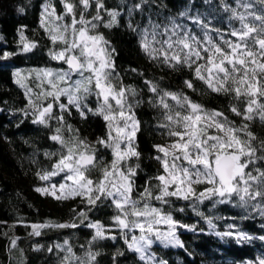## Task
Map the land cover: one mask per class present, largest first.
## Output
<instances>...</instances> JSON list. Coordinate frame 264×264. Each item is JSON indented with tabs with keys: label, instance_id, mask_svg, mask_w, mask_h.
Instances as JSON below:
<instances>
[{
	"label": "snow or ice",
	"instance_id": "snow-or-ice-1",
	"mask_svg": "<svg viewBox=\"0 0 264 264\" xmlns=\"http://www.w3.org/2000/svg\"><path fill=\"white\" fill-rule=\"evenodd\" d=\"M61 2L64 13L57 14L54 7L46 5L40 26L51 43L60 46L49 49L51 59L62 62L66 68L32 70L30 75L38 81L39 92L24 83L26 77L16 73L17 84L25 88L32 123L48 127L51 120H56L58 124L50 139L61 146L59 158L51 171L38 175L41 180L50 181L62 174V182L58 186L52 183L51 187H37L35 191L56 200L80 197L86 199L88 205L109 200L116 212L112 217L114 228L119 230L128 249L137 253L144 264L154 260L149 253L154 242L150 238L152 235L162 242L182 246L175 236L177 222L152 201L168 205L171 197L195 198L201 202L219 197L218 203H227L235 198L239 206H250L264 215V138L258 137L249 123L256 118L264 122V0H236L235 8L225 5V10L231 12L229 20L239 24L226 34L235 39L225 38L220 29H209V25L198 17L193 20L202 29L203 37L172 18L167 24L149 19L143 29L129 23V28L139 38L141 51L149 60L173 71L189 69L192 79L183 82L187 89L196 91L194 81L202 82L211 93L227 97V110L241 119L237 124L224 111L209 110L183 92L164 90L157 83L146 80L148 90L155 97L149 102L153 107L163 109V119L157 127L164 129L163 134L170 143L153 145L158 153L154 158L163 171L152 178L158 183H149L138 198L133 196V177L137 175L139 165L133 167L129 161L140 157L136 145L140 121L133 108L141 101L135 100L133 104L129 100L130 96L135 98L137 92L121 81L115 63L116 49L98 31L101 24L109 29L116 25L120 13L107 8L104 0ZM92 7L95 14L89 19L88 10ZM134 7L140 9L141 4ZM131 11L129 9L130 14ZM102 13H107L111 19L105 22ZM209 31L216 32L218 39L209 35ZM34 47L35 44L24 43L23 51L29 52ZM91 95L97 99L95 109L86 103ZM62 97L67 98V103L61 100ZM56 107L60 114L54 111ZM72 108L82 119H87L91 113L105 121L106 138H98L96 143L111 150L109 162L98 157L96 149L67 124L63 113L71 115ZM64 129L72 133L68 138L64 136ZM93 170L100 173L96 179L91 176ZM197 185L206 187L197 192ZM79 215L86 218L83 212ZM161 224L167 225V232L160 231L157 226ZM209 224L211 226V222ZM87 226L95 229L92 241L116 238L107 235L108 230L99 222ZM47 227L76 228L78 225L74 222L32 224L31 234L40 235V230ZM135 230H139L140 235L133 234L129 240V234ZM237 237L250 239L244 233H237ZM11 246H16V239L11 240ZM56 247L66 253L60 264H94L98 255L89 248L83 256H77L67 239ZM259 264H264V258Z\"/></svg>",
	"mask_w": 264,
	"mask_h": 264
},
{
	"label": "trees",
	"instance_id": "trees-1",
	"mask_svg": "<svg viewBox=\"0 0 264 264\" xmlns=\"http://www.w3.org/2000/svg\"><path fill=\"white\" fill-rule=\"evenodd\" d=\"M78 3V0H72ZM109 9L119 12L117 24L112 28L99 25L98 31L111 41L116 49L115 63L117 72L124 85L131 86L137 92L135 98L141 101L133 111L140 121L136 145L140 157H133L129 164L137 169L134 198H138L144 188L158 181L152 179L163 169L154 158L158 155L153 145H165L170 139L164 135V129L157 125L162 121L163 109L153 107L150 99L154 94L148 90L145 81H153L161 89L183 92L192 100L205 108L224 111L229 119L237 124L240 117L228 111L229 99L211 93L200 81H194L196 91L184 86L185 79H192L189 69L179 71L158 65L149 60L141 51L138 36L129 28L143 29L149 19L154 23L167 24L169 18L186 26L194 34L203 37L202 29L194 22L199 18L209 25V29H220L227 39H235L226 34L231 27H239L236 20H229L231 12L225 5L236 7V0H104ZM141 4L140 9L134 6ZM51 5L57 14L65 9L61 0H0V264H60L65 251L57 248L67 239L73 252L83 256L91 248L98 253L94 264H144L139 255L128 249L124 238L113 226L112 217L116 214L109 200L98 201L96 205H88L86 199L56 200L51 195H41L37 187H44L49 181H43L38 174L51 171L59 158L61 146L50 139L58 126L51 120L48 127L32 123L31 109L27 106L25 88L17 84L16 73L27 79L24 83L39 92L38 81L32 70L40 68H66L62 62L51 59L49 49L59 48L53 45L40 26L41 14L45 6ZM77 8V12L80 8ZM257 5V10H259ZM129 9H132L131 14ZM242 11V9H238ZM181 13L186 15L181 16ZM95 14V8L88 10V18ZM104 21L111 18L102 13ZM21 35L24 40L21 41ZM209 35L218 39L217 33L209 31ZM24 43L35 44L29 52L23 51ZM5 53L8 55L5 56ZM132 69H136L133 72ZM61 100L67 103V98ZM47 103V102H45ZM89 108L95 109V95L87 98ZM60 114L58 107L54 108ZM67 124L78 130L79 137L96 149L98 157L107 163L111 160V150L96 143L98 138H106L105 121L91 113L82 119L75 108L71 115L63 113ZM251 130L260 138H264V122L259 118L249 122ZM72 133L64 129L68 138ZM46 153H57L49 156ZM100 175L93 170L91 176L96 179ZM53 178V177H52ZM51 178V179H52ZM206 185H197V192ZM155 190V189H154ZM219 197L203 200L169 198L168 205L152 201L153 205L163 208L177 222L175 236L178 235L180 245L166 246L163 242H153L149 253L154 256L151 264H259L264 258V215L250 206H239L234 198L231 202L218 203ZM75 210V212H73ZM85 213L82 218L79 213ZM74 222L76 228L47 227L40 230V235H33L32 224ZM99 222L105 227L107 235L115 239L92 241L95 229L89 223ZM211 222V226L209 224ZM179 225H184L180 227ZM137 231V230H135ZM232 232L231 236L218 235ZM237 233H244L250 239H239ZM16 239V246L11 240ZM130 240V234H129ZM89 241H92L89 245ZM52 249V251H49Z\"/></svg>",
	"mask_w": 264,
	"mask_h": 264
},
{
	"label": "rangeland",
	"instance_id": "rangeland-1",
	"mask_svg": "<svg viewBox=\"0 0 264 264\" xmlns=\"http://www.w3.org/2000/svg\"><path fill=\"white\" fill-rule=\"evenodd\" d=\"M159 155H162V154H159ZM62 182V174L61 176H56V177H53L49 182H47L44 187H51V184L52 183H55L57 184V186L59 185V183ZM59 194V192H57V195ZM157 227H159L160 231L161 232H167V225H158ZM136 235V236H139L140 235V232L139 230L137 231H134L133 233H130V238H131V235ZM150 238L154 241V242H162L161 240H157L155 235H152L150 236ZM176 238L178 239V235H176ZM179 240V239H178ZM163 243L166 244V246H169V245H176V244H173V243H168L167 241H163ZM181 244V243H180Z\"/></svg>",
	"mask_w": 264,
	"mask_h": 264
}]
</instances>
